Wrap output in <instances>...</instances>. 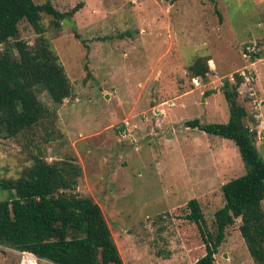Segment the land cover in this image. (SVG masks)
<instances>
[{"label":"rangeland","instance_id":"1","mask_svg":"<svg viewBox=\"0 0 264 264\" xmlns=\"http://www.w3.org/2000/svg\"><path fill=\"white\" fill-rule=\"evenodd\" d=\"M45 1L60 12L81 3L70 19L79 38L70 20L51 31L41 19L71 92L58 105L39 93L48 113L13 137L0 132V180L34 156L69 160L80 168L75 192L98 204L122 264H191L204 246L187 201L213 234L220 186L245 168L231 140L184 122H225L220 88L238 72L237 102L264 160V0H33ZM197 56L208 71L195 84L187 67ZM238 223L225 228L213 264H254ZM16 262L0 245V264Z\"/></svg>","mask_w":264,"mask_h":264},{"label":"trees","instance_id":"2","mask_svg":"<svg viewBox=\"0 0 264 264\" xmlns=\"http://www.w3.org/2000/svg\"><path fill=\"white\" fill-rule=\"evenodd\" d=\"M80 7L79 2L60 12L48 1L0 0V132L4 136L31 128L48 113L37 98L39 93L44 92L55 105L70 95V82L41 19L48 15L49 29L58 31L64 18L70 20ZM70 29L79 38L71 20ZM27 33L34 35L30 44L24 38ZM187 70L196 84L197 77H206L207 59L195 57ZM232 77L233 83L226 79L220 88L228 107L225 122L202 123L198 118L184 122L187 127L231 140L245 168L220 186L224 202L213 213V234L204 230L196 200L187 201L186 218L194 223L204 246V254L191 264H213L225 228L237 218L253 263L264 264V160L253 132L244 123L246 109L237 102L243 76L234 72ZM79 176L80 168L69 160L47 162L34 156L18 177L0 180V189L7 192L0 199V245L30 251L52 264H122L98 204L75 192Z\"/></svg>","mask_w":264,"mask_h":264},{"label":"built area","instance_id":"3","mask_svg":"<svg viewBox=\"0 0 264 264\" xmlns=\"http://www.w3.org/2000/svg\"><path fill=\"white\" fill-rule=\"evenodd\" d=\"M195 81H201L199 77ZM17 256L16 264H37L38 258L30 251L15 250Z\"/></svg>","mask_w":264,"mask_h":264},{"label":"water","instance_id":"4","mask_svg":"<svg viewBox=\"0 0 264 264\" xmlns=\"http://www.w3.org/2000/svg\"><path fill=\"white\" fill-rule=\"evenodd\" d=\"M64 22H65V23H68L69 21L67 20V18H64ZM244 53L246 54L247 52H246V51H244ZM249 54H250V55H252V54H253V52H250Z\"/></svg>","mask_w":264,"mask_h":264},{"label":"crops","instance_id":"5","mask_svg":"<svg viewBox=\"0 0 264 264\" xmlns=\"http://www.w3.org/2000/svg\"><path fill=\"white\" fill-rule=\"evenodd\" d=\"M38 260L44 261L43 259H38ZM46 263H48V262H46ZM49 263H50V262H49Z\"/></svg>","mask_w":264,"mask_h":264},{"label":"clouds","instance_id":"6","mask_svg":"<svg viewBox=\"0 0 264 264\" xmlns=\"http://www.w3.org/2000/svg\"><path fill=\"white\" fill-rule=\"evenodd\" d=\"M39 259V258H38Z\"/></svg>","mask_w":264,"mask_h":264}]
</instances>
